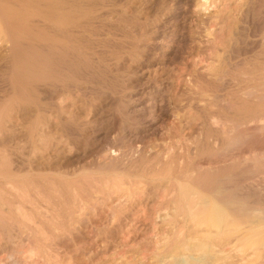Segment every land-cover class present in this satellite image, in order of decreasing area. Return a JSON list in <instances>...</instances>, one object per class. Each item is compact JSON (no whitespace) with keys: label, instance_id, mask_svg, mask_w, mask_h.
<instances>
[{"label":"rangeland","instance_id":"rangeland-1","mask_svg":"<svg viewBox=\"0 0 264 264\" xmlns=\"http://www.w3.org/2000/svg\"><path fill=\"white\" fill-rule=\"evenodd\" d=\"M205 2L0 0V158L54 201L65 227L43 240L54 263L154 264L176 194L166 178L187 185L209 159L232 158L218 177L242 188L264 167V130L250 123L264 112V0ZM120 182L128 198L108 200ZM23 237L7 252L27 247Z\"/></svg>","mask_w":264,"mask_h":264},{"label":"bare ground","instance_id":"bare-ground-1","mask_svg":"<svg viewBox=\"0 0 264 264\" xmlns=\"http://www.w3.org/2000/svg\"><path fill=\"white\" fill-rule=\"evenodd\" d=\"M208 1L209 0H206V2L203 3L202 5H206L208 3ZM33 16H34V13H33ZM35 16H36V14H35ZM9 20H11V19H9ZM26 21H28V20H26ZM29 23L31 24V22H29ZM56 26H59V25H56ZM77 26H79V25H77ZM28 27H29V24H28ZM10 28H13V27H10ZM8 29L9 28H7V30ZM7 30H5V31H7ZM8 36L10 37V40L13 39L11 32H8ZM5 37H7V36H5ZM26 37H28V36H26ZM62 38H64V37H62ZM13 43H12V45H13ZM54 43H55V41H54ZM16 44H18V43H16ZM23 45H24V43H23ZM52 52H54V51H52ZM261 65H262V63H261ZM12 67H13V65H12ZM27 78H29V77H27ZM245 80H247V79H245ZM262 80L264 81V79H261V81ZM263 83L261 82L260 84H263ZM262 86H261L262 89H259V90H263V92H264V85H262ZM261 87H259V88H261ZM257 90L258 89H256V91ZM261 95H263V94H261ZM262 104H264V102ZM258 112L259 111H257V113H256L257 115L262 113V112H259V114H258ZM251 113L255 114V112H251ZM254 114L251 116H255ZM247 115H249V114L247 113L246 115H243V118H245L244 116L250 117ZM257 115H256V117H257ZM251 119H253V117H251ZM251 119H249V122ZM239 120L244 121V119H240V118H239ZM243 121H241V122H243ZM252 121L250 122L251 126L253 125V127H254V125L257 124V126H260L261 129L264 130V112L262 113L260 118L257 117L256 120H252ZM225 122L226 121L221 122L220 127H221L222 123H225ZM226 123H228V122H226ZM232 124H230V127L232 126ZM244 124H245V122L242 123V125H244ZM247 124H249V123H247ZM226 125H224V126H226ZM226 127H228V126H226ZM222 128H219V129H222ZM257 128L260 129L259 127H257ZM231 129L232 128H230V130ZM2 132H3V130H2ZM222 132L224 133L225 129ZM222 132H220V133H222ZM225 136L226 135L224 134V137ZM263 147H264V145H263ZM252 148H253V146H252ZM145 158H143V159H145ZM162 159H164V158H162ZM18 160H19V158H18ZM153 160H154V158H153ZM170 160H171V158L169 159V162H170ZM230 160L228 161L226 158V159H222L220 161V158H219V160L217 158H211L208 161H206L205 163L203 162L204 165H203V163H201L203 166L199 169V171H197L195 174H194V172H193V174H191V175H193L191 182L188 184H187V182L186 183L184 182V184H187V185H183V183H182L183 181L182 182L180 181V183H178L179 181H176L177 180L175 178L176 176L174 177V179H176V180H172L173 178L170 180H169V178H166L168 180L167 184L169 185V189L171 187L170 194L173 192H176V194H175V196L173 195L174 196L173 198L167 196L168 202H167V200H165L167 202V205L164 204V205H166L165 207H163V205L161 206L166 211V214L164 215L165 217L163 218L162 221L166 222L167 227H165V226L164 227L167 228V229H165V230H167V232L165 233V236L163 239L165 241L161 240V241L165 242V243L162 242V244H164L163 246L165 247V249H164L162 255L160 254L161 252L156 253V254H159L160 256L158 255L159 259L155 258L156 262H154V264H264V167L258 169L257 171L255 170V172H254L255 174L253 173L254 175L253 176L251 175V177L248 178L250 181L249 182L247 181L248 184L246 183L247 185L245 187L243 186V184H242L243 187L241 186L242 188L232 187L231 186L232 184L231 183H230L231 185L229 184V180H230L229 176H224V177L221 176L222 178L218 177V175L221 174V172H220L221 166L228 165L230 163ZM148 161H149V159H148ZM165 162H167V163L166 164L164 163V164L167 165L168 161L166 160ZM21 163L24 166L28 165V167L29 166L31 167L33 165V162L30 159H27V160L24 159L21 161ZM38 164H39V162H38ZM146 166H147V164H146ZM161 167H162V165H161ZM169 167H170V165H169ZM176 167L178 168V166H176ZM229 168H230V166H229ZM159 169H165V168H159ZM181 169H183V168H181ZM178 170H179V168H178ZM21 171H23L21 169V167L12 158H0V227L1 226L4 228L7 227L6 228L7 232H1V230H0V264H56V262L54 263L52 261V258H53V256H51L52 253H49V251L46 250L47 244H45V242L43 243V240H46L47 242L50 241L53 238V236L56 234V232L58 231V233H59V230L62 229L61 225L63 226V228H65L61 222L63 220L60 221L59 220L60 216H58L56 214L57 212H56V208L54 205L55 204L54 201L51 198L46 199L47 196H45V194L43 193V191H45V190H40L39 188H38V190H36L35 188H37L38 186L36 187V185H33V186H35L33 188L36 192H34V194H32L31 193L32 191L30 192V190L27 188V185H25V183H22L21 182L22 180L20 181V179L18 177V173ZM163 171L164 170H162L161 172H163ZM168 171H169V169H168ZM168 171H166L165 173H168ZM219 172H220V174H219ZM157 173H159V172H157ZM157 173L154 175V177L156 175H159ZM185 173L187 174V172H185ZM185 173H184V175H185ZM191 175H189V173H188L187 176L190 177ZM172 176H174V175H172ZM48 177H49V181L51 184V185H49V187L50 186L52 187V189L50 190V193L55 192V194H56L58 191L57 190L58 186L55 185V178L52 176H48ZM20 178L26 180L25 177L22 178V175L20 176ZM177 178H179V176ZM42 179H40V180H42ZM156 179H157V176H156ZM190 179H191V177H190ZM28 180H27V183L31 184V182H28ZM33 180H36V179H33ZM30 181H31V179H30ZM106 181L108 182V180H106ZM117 181H118V179H117ZM148 181H150V180H148ZM175 181L178 184L174 183ZM24 182H26V181H24ZM45 182H44V184H46ZM56 182H58V180ZM109 182H108V184H109ZM188 182H189V180H188ZM145 183H146V181H145ZM191 183H192L191 187H187ZM113 184L114 183H112V185ZM123 184L124 183H122V182L118 183L116 185V187L114 188V191L110 190V192H108V190H107L106 192L109 196L107 199L109 200L111 195L116 196V198H114V199H117L119 201H120V199L123 200V197L125 199H127L128 196L125 195V193L127 191L124 192L127 189L124 190L122 188V186L124 187ZM125 184H126L125 187H127V183H125ZM146 184H148V183H146ZM41 185H43V184H41ZM148 185H150V184H148ZM29 186L31 187L32 185H29ZM132 186H134V184ZM136 186H137V183H136ZM165 186H166V184H165ZM40 187H42V186H40ZM107 187H109V186H107ZM129 187H130V185H129ZM45 188H48V187L45 186ZM98 188H100V187H98ZM48 189H50V188H48ZM138 189L136 191H138ZM164 189L165 188H163V190ZM251 189H252V192L250 191ZM60 190H62V189H60ZM64 190H66V189H64ZM68 191H69V189H68ZM141 191H143V190H141ZM128 192H129V190H128ZM154 192H157V191L154 190ZM58 193H57V195H58ZM60 193H59V195H60ZM67 193H69V192H67ZM136 195L137 194H135V196ZM168 195H169V193H168ZM139 196H140V194H139ZM103 197H107V196H103ZM131 197H133V196H131ZM156 197H157V195H156ZM165 197H166V195H165ZM169 198H171V199H169ZM68 199L70 200V198H68ZM133 199L135 200V198H133ZM136 199H137V197H136ZM100 200H101V198H100ZM61 201H60V203H61ZM65 201H63L64 204L62 203L64 206H66L65 203L68 204ZM119 201H118V204H119ZM57 202L59 203V199ZM113 202H114V200H113ZM127 203L129 204V201ZM127 203H126V206H128ZM62 204H61V206H62ZM115 205H117V204H115ZM120 205H122V203L119 204V206ZM58 206H57V208H58ZM112 207L115 208V206H112ZM75 208H77V207H75ZM70 209H71L70 207L68 208V210L65 209L66 213H67L68 221L70 223L69 226L72 223L71 221H72V214H73L70 211ZM128 209H129V206H128ZM119 210H121V208ZM159 211L160 210L158 209V212ZM61 212H62V210H61ZM64 217L65 216H63V218ZM151 217H153V215H151ZM47 223L51 226V228H47V225H46ZM66 224H67V222H66ZM154 225L156 226V224H154ZM6 229H4V230H6ZM12 229H14V231H18V233L13 234ZM164 232L165 231H163V233H161V232L160 233L164 234ZM24 235H28V237L30 238L29 242H28L29 244H27V247H23L22 249L12 250V252L9 251V253H8L7 249H6V246L9 245L8 243L14 242L12 240H16V237L18 238L20 236L22 238ZM162 236L163 235L160 236L161 239H162ZM25 238L27 239L26 236H25ZM4 239H6L7 242H4L3 241ZM52 240H54V238ZM21 242H22V240H21ZM50 242H52L54 244L53 241H50ZM158 243L161 244L160 241H158ZM25 244H24V246H26ZM22 245H23V243H22ZM158 247H160V246L158 245ZM17 248H19V247H17ZM155 249H157V248H155ZM55 254H54L55 256H58L57 253H55ZM119 256H117V258ZM153 256L158 257L157 255H152L151 258H153ZM118 259L120 260V257ZM118 259H116L115 261H117ZM148 259H150V258H148ZM153 260H154V258H153ZM120 261H122V259ZM151 262H152V260H151ZM113 263H114V261H113ZM140 263H142V262H140ZM115 264H116V262H115ZM117 264H119V263L117 262Z\"/></svg>","mask_w":264,"mask_h":264}]
</instances>
